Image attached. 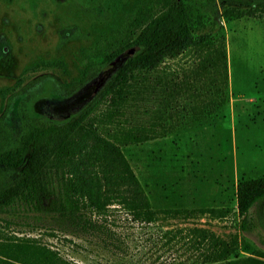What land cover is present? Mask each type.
Here are the masks:
<instances>
[{
  "label": "rangeland",
  "instance_id": "rangeland-1",
  "mask_svg": "<svg viewBox=\"0 0 264 264\" xmlns=\"http://www.w3.org/2000/svg\"><path fill=\"white\" fill-rule=\"evenodd\" d=\"M182 2L194 36L222 43L225 70L194 48L139 75L121 122L152 130L155 138L120 150L157 213L154 229L204 228L234 243L235 258H264L263 229L241 231L235 207V185L264 176V15L227 21L219 0ZM151 4L155 0H0V125L15 138L16 105L30 118L44 117L51 101L73 105L84 85L107 72L92 54L99 39L123 32L136 9ZM90 63L96 69L82 80ZM69 83L74 86L63 89ZM26 240L73 264L105 257L44 215L0 214V246Z\"/></svg>",
  "mask_w": 264,
  "mask_h": 264
},
{
  "label": "trees",
  "instance_id": "trees-1",
  "mask_svg": "<svg viewBox=\"0 0 264 264\" xmlns=\"http://www.w3.org/2000/svg\"><path fill=\"white\" fill-rule=\"evenodd\" d=\"M139 7L120 33L101 37L92 54L106 65L131 47L136 51L96 95L64 123L27 117L18 104L19 130L12 138L0 125V214L44 215L61 233L92 244L104 254L98 264H264V258H235L236 245L196 227L154 229L157 213L121 152V147L155 138L153 131L125 128L122 109L137 77L157 69L187 49H199L224 71L222 43L194 36L191 12L182 0H155ZM229 21L260 18L264 0H219ZM98 21L100 18L91 16ZM90 17V18H91ZM94 64L85 65L82 80ZM73 83L63 84L70 89ZM239 228L264 231V176L235 185ZM214 213L213 210H206ZM165 217L178 212L163 211ZM138 229V232L136 230ZM0 261L17 264H73L31 241L0 246Z\"/></svg>",
  "mask_w": 264,
  "mask_h": 264
},
{
  "label": "flooded vegetation",
  "instance_id": "flooded-vegetation-1",
  "mask_svg": "<svg viewBox=\"0 0 264 264\" xmlns=\"http://www.w3.org/2000/svg\"><path fill=\"white\" fill-rule=\"evenodd\" d=\"M114 67H116V66H114ZM114 67L110 70H107L105 75H102V74L96 75L94 80H92L88 84L84 85L82 87V89L80 90V92L76 95L75 99H77V100H75L72 103L73 105L70 104V102H71L70 100H67L64 102L51 101V103H49L47 106L48 107L47 108L48 113L45 114L44 117H40V118H43L47 121L54 122V123H59L60 121H62V123H64L67 120H69L77 112H79L95 96L96 93L93 95V92H94L95 88L98 86V84L100 83V82H98V80L103 81V80H105L106 77H109V79H110V77L117 71V69L114 72L112 71L114 69Z\"/></svg>",
  "mask_w": 264,
  "mask_h": 264
},
{
  "label": "water",
  "instance_id": "water-1",
  "mask_svg": "<svg viewBox=\"0 0 264 264\" xmlns=\"http://www.w3.org/2000/svg\"><path fill=\"white\" fill-rule=\"evenodd\" d=\"M136 47H131L129 48L127 51H126V54H119L117 55L113 60H111L110 62H108L106 65H105V69L107 70H110L112 69L114 66V69L112 70L113 72L116 71V69H118L119 67L122 66V64L124 63V61L128 58V57H131L134 52L136 51ZM109 79V77H106L105 80L103 81H100L98 80V82H100L98 84V86L95 88L94 92H93V95L95 93H97L99 91V89L104 85V83Z\"/></svg>",
  "mask_w": 264,
  "mask_h": 264
}]
</instances>
